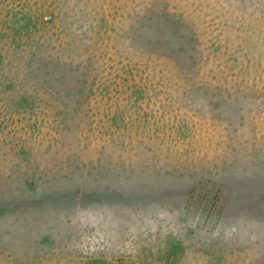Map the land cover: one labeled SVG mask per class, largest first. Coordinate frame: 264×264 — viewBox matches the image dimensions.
Returning a JSON list of instances; mask_svg holds the SVG:
<instances>
[{"label": "rangeland", "instance_id": "374dc122", "mask_svg": "<svg viewBox=\"0 0 264 264\" xmlns=\"http://www.w3.org/2000/svg\"><path fill=\"white\" fill-rule=\"evenodd\" d=\"M0 264H264V0H0Z\"/></svg>", "mask_w": 264, "mask_h": 264}]
</instances>
